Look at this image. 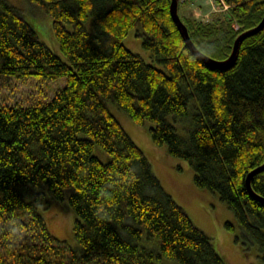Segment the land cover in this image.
Wrapping results in <instances>:
<instances>
[{"label": "trees", "instance_id": "obj_1", "mask_svg": "<svg viewBox=\"0 0 264 264\" xmlns=\"http://www.w3.org/2000/svg\"><path fill=\"white\" fill-rule=\"evenodd\" d=\"M27 1L49 12L68 61L0 0V73L64 76L66 83L44 102L0 103V264H162L163 257L228 264L163 188L109 103L136 123L151 122L152 142L187 161L194 183L218 194L237 222L235 240L255 244L264 264V199L245 182L264 162V26L241 41L231 66L214 68L186 46L170 0ZM224 1L228 7L207 20L178 10L193 43L215 58H225L237 34L264 14V0ZM132 27L163 68L123 43ZM194 97L184 137L168 116L188 117ZM250 185L264 198V169ZM47 194L67 197L79 247L48 229L39 211Z\"/></svg>", "mask_w": 264, "mask_h": 264}, {"label": "rangeland", "instance_id": "obj_2", "mask_svg": "<svg viewBox=\"0 0 264 264\" xmlns=\"http://www.w3.org/2000/svg\"><path fill=\"white\" fill-rule=\"evenodd\" d=\"M7 1L20 11L35 29L40 39L63 61H68L59 47L49 12L43 10L40 6L30 4L27 0ZM178 4L181 15L189 14L204 20H207L210 15L209 11L212 8L211 2L206 0H179ZM86 26L91 27L90 18ZM137 30L138 27L130 28L123 37V43L132 51L138 53L145 61L163 68L160 63L152 58L150 51L142 46L141 37L136 34ZM65 83L66 78L64 76L44 78L35 74L22 76L0 73V103L29 105L44 102L49 100ZM193 100L197 102L196 97L190 99L188 117L183 116L174 121L171 115L168 116L177 132L184 137L190 129L191 113L195 110L191 108L192 103L193 106L195 105ZM109 108L147 156L152 170L163 188L183 207L193 222L212 237L218 252L225 261L228 264H262L255 244L235 240V236L239 234L237 222L232 211L219 198L218 194L194 183V171L187 161L167 153L165 145H156L152 142L148 132V126L151 122L145 120L142 124L136 123L124 110L113 103H109ZM93 152L103 161L109 159L108 153L98 145L94 146ZM39 211L52 234L63 239L69 247H79L73 231L76 214L67 197L54 198L47 194V200L39 204ZM226 221L234 225L233 230L225 226ZM93 262V264H104L96 260H93ZM161 263L179 264L176 260L166 257L162 258Z\"/></svg>", "mask_w": 264, "mask_h": 264}, {"label": "water", "instance_id": "obj_3", "mask_svg": "<svg viewBox=\"0 0 264 264\" xmlns=\"http://www.w3.org/2000/svg\"><path fill=\"white\" fill-rule=\"evenodd\" d=\"M169 12H170V15H171L173 22L175 23L177 29L179 30V32H180L186 46L190 50V52L192 54H194L196 57H198L205 64H207L208 66L214 67V68H227V67L231 66L235 62L237 50L239 48L241 41L245 37L257 33L264 26V14H263L262 18L259 20V22L257 24H255L254 26H251V27L241 31L239 34H237V36L233 40L231 51L225 58H215V57H212V56L206 54L205 52L201 51L191 40L190 35L188 33V30H187V26L182 21L180 15L178 13V1L177 0H170ZM262 169H264V162L253 167L251 170H249L246 177H245V182H246L247 188L250 191V193L255 194L260 199H264V198L262 196H260L259 194H256L253 191V189L251 188V185H250V179L254 173H256Z\"/></svg>", "mask_w": 264, "mask_h": 264}, {"label": "built area", "instance_id": "obj_4", "mask_svg": "<svg viewBox=\"0 0 264 264\" xmlns=\"http://www.w3.org/2000/svg\"><path fill=\"white\" fill-rule=\"evenodd\" d=\"M206 1L211 2V4H212V8L210 9L209 13H211L213 11L224 10L228 6V4L224 0H217V2H216V0H206ZM208 17H210V15Z\"/></svg>", "mask_w": 264, "mask_h": 264}, {"label": "bare ground", "instance_id": "obj_5", "mask_svg": "<svg viewBox=\"0 0 264 264\" xmlns=\"http://www.w3.org/2000/svg\"><path fill=\"white\" fill-rule=\"evenodd\" d=\"M177 1H178V0H177ZM227 7H228V6H227ZM225 9H226V8H225ZM225 9H224V10H225ZM207 19H209V17H207ZM178 32H179V31H178Z\"/></svg>", "mask_w": 264, "mask_h": 264}]
</instances>
